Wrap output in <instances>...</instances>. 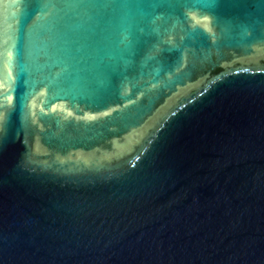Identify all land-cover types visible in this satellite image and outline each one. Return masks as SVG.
<instances>
[{
    "label": "water",
    "instance_id": "water-1",
    "mask_svg": "<svg viewBox=\"0 0 264 264\" xmlns=\"http://www.w3.org/2000/svg\"><path fill=\"white\" fill-rule=\"evenodd\" d=\"M0 264H264V0H0Z\"/></svg>",
    "mask_w": 264,
    "mask_h": 264
}]
</instances>
